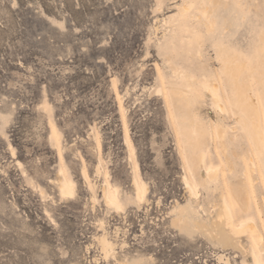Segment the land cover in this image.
Returning <instances> with one entry per match:
<instances>
[{"label":"rangeland","instance_id":"rangeland-1","mask_svg":"<svg viewBox=\"0 0 264 264\" xmlns=\"http://www.w3.org/2000/svg\"><path fill=\"white\" fill-rule=\"evenodd\" d=\"M224 59L245 67L264 128V0H0V264H254L251 252L264 263V146L255 149L229 101ZM168 82L208 129L202 152L215 174L201 168L203 181L171 117ZM63 176L71 199L59 195ZM104 186L118 190V210ZM220 199L235 224L253 220L259 245L248 233L238 244L209 237L200 223ZM188 201L186 223L171 225Z\"/></svg>","mask_w":264,"mask_h":264},{"label":"bare ground","instance_id":"bare-ground-1","mask_svg":"<svg viewBox=\"0 0 264 264\" xmlns=\"http://www.w3.org/2000/svg\"><path fill=\"white\" fill-rule=\"evenodd\" d=\"M221 63L222 65H221L220 74L225 79L226 86L230 87L231 92H232V98L230 97L231 99L229 101L231 105L237 111H239L242 114V116L245 117V120H246L245 128L248 131V134L253 142L255 149L259 151V148L261 146H264V142H263L264 128L260 122V112L257 108L258 106L257 102H255L256 100L253 101L255 98L253 99L251 97L253 100L250 98L249 94L247 93L248 91H246L245 89V85L243 82V79H244L243 74H245L246 72L244 71L245 67L243 68V65H236V63H234V61L231 59H226V60L224 59L223 62ZM190 80H192L191 77H190ZM204 88L211 94L212 98L214 99L215 106L221 111H226L225 106L221 108V102L218 100L219 98L217 96L218 87L213 86L211 85V83L207 82ZM183 90L184 89L182 88L178 89L174 87L168 82L166 93H165L166 99L169 104L168 108H169V111L171 109V112H170L171 117L178 127L180 138L182 139V141L183 139H185L186 142L188 143L189 147H186V148L184 147V148L189 158V163L191 165L192 171L195 172V174L199 176L200 169L204 167L205 174L209 178L215 174V170L212 167L205 166L206 165L205 155L202 152L204 147L207 148L206 145H207L208 138L206 134L208 133V129L205 126H203V124H197L196 123L197 121L193 118V116L189 115L188 109L186 108L184 104V96L186 95V92L184 95ZM162 93H163V90L161 88H158L156 90V95H161ZM215 134H216V137L220 140L223 134V130L217 126L215 129ZM11 153L13 154V151H11ZM99 163L101 162L99 161ZM99 171L100 170L97 169V173ZM135 171H136V168H135ZM82 175L85 179L87 178L86 173H83ZM199 177H200V181H203L201 180L202 176H199ZM183 181H184L185 188L189 192V195L191 197H195L196 194H195L194 187L188 181V178L186 176H184ZM133 182H134V187H135L134 197L137 201H139V204H140L141 201H143L145 198V188H144V185L139 183L136 178L133 180ZM73 188L74 186L70 182V180H68V178L63 176V179H61L60 181L59 195L62 198L73 197L74 195ZM110 191H112V193ZM114 195L118 198V190L116 188L112 189L109 186L107 187L104 186V190H103L104 201L107 203L108 206L114 207L115 209L118 210L120 208L118 206L119 202L117 199L114 198ZM93 199L96 201L94 196H93ZM239 200L241 202L239 203V205L241 206L242 210H246L248 206V203H247L248 196L244 192V190L241 188L239 189ZM188 203H190V201L187 202L186 206L184 205L185 206L184 208H178L179 211L173 208L179 214L178 215L176 214V216L173 217L171 221V225L177 226L176 222L179 223L182 220L180 218V215L183 212H188V215H189L190 211L188 210L189 209ZM226 204L227 203L225 202L224 199H220L216 206V213L213 216V220L210 222L209 225H206L202 222L200 223V226L203 228H206L205 230L209 234V237L211 236L212 238H216L218 242H221L223 244L232 240L233 238L235 239L233 241V244H236V243L238 244L240 240L238 241L236 237L239 236L240 234L248 233V235H250L253 238L255 243L259 245L263 240L253 220L248 218L246 221H242V222H239V224H235L233 213L231 212L232 210H230V208ZM186 220L188 219L186 218L185 221L183 220L180 223H184V222L186 223ZM179 229L181 230V228ZM98 245L101 251L103 252L104 257H108L111 254L112 251H111V244L109 240H107L106 238H101L98 240ZM251 254H252L251 257L253 259L254 264H264L260 261V257L255 252H251ZM141 260L142 258H136V259H132L129 262H125V263L119 262V264H137Z\"/></svg>","mask_w":264,"mask_h":264}]
</instances>
